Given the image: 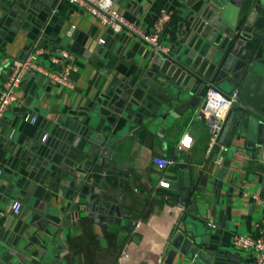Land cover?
<instances>
[{
	"label": "crops",
	"instance_id": "0c3cea01",
	"mask_svg": "<svg viewBox=\"0 0 264 264\" xmlns=\"http://www.w3.org/2000/svg\"><path fill=\"white\" fill-rule=\"evenodd\" d=\"M112 1L147 30L160 10L170 11L161 36L169 50L201 15L212 14L203 0ZM242 10L251 17L247 56L264 66V0H233L220 21L238 26ZM69 25L74 31L66 36ZM34 43L44 49L38 61L46 68L54 67L49 53L69 54L72 88L29 73L15 90L19 102L1 119L0 264H164L179 233L208 262L175 249L170 264H251L252 254L234 248L231 238L254 235L262 213L252 196L264 199V132L261 146L242 129L229 138L231 121L209 146L208 121L196 116L207 86L237 95L238 86L203 78L208 66L193 61L199 81L173 75L164 56L66 0H0V80ZM182 134L189 146L176 150ZM154 157L172 163L159 169ZM160 179L169 189L158 187ZM114 199L121 219L102 222L99 204ZM13 201L20 204L15 215Z\"/></svg>",
	"mask_w": 264,
	"mask_h": 264
},
{
	"label": "water",
	"instance_id": "95a60500",
	"mask_svg": "<svg viewBox=\"0 0 264 264\" xmlns=\"http://www.w3.org/2000/svg\"><path fill=\"white\" fill-rule=\"evenodd\" d=\"M203 1H205L204 12L210 11L212 14L206 18L201 15L204 20L199 19L187 38L173 44L168 53L162 56L171 64L173 75H179V77L187 75L199 81L192 72L195 68L191 66L193 61L200 69L208 66L202 76L203 78L208 79L210 77L211 82L224 79L231 86H238L239 110L234 109L221 127L226 131L230 122L234 121V124L229 128V138L237 135L236 132L242 129L244 130L242 136H247V139L254 141V145L261 146V135L264 132V66L255 63L247 56V50H250V42L246 36V33L249 32L246 23L250 21L251 17L242 10L243 19L241 18L238 22V26L229 25L226 28L221 23L220 18L228 12L233 0ZM224 20L228 22L225 17ZM205 21L210 23L212 28L211 26L200 25L201 22ZM216 29L226 34L223 40L219 39L220 34H217ZM182 56L184 57L181 59ZM158 62L159 59L156 63ZM213 73L216 76H212ZM199 89L201 90L202 87ZM207 121L209 125L213 123L212 118ZM129 173L132 174L130 170ZM102 203L101 201L99 205L104 207L105 212H98L95 215H98L102 222H118L122 217L118 201L114 199L109 202L105 201V204ZM182 238L183 234L181 233L173 237L171 240L172 248L169 250L164 264H170L175 249H178L182 254L186 253L192 260L196 258L208 262L206 256L201 250H198L197 244L191 237L186 235L184 239Z\"/></svg>",
	"mask_w": 264,
	"mask_h": 264
},
{
	"label": "built area",
	"instance_id": "2783aa9c",
	"mask_svg": "<svg viewBox=\"0 0 264 264\" xmlns=\"http://www.w3.org/2000/svg\"><path fill=\"white\" fill-rule=\"evenodd\" d=\"M67 2L79 7L86 14L95 17L100 24L113 33H126L131 37L137 38L143 44L147 45L152 51L166 55L169 49L161 41V36L172 19V14L168 10H160L155 16L149 30L137 25L135 22L126 19L119 14L112 0H66ZM74 31V26L69 25L65 31L66 36H71ZM98 44L104 42L103 38H98ZM44 49L34 43L31 50L21 60H11L8 66L6 76L0 80V122L12 104L18 103L15 95V90L20 81L29 73L40 74L49 83L71 89L72 83L69 78V73L73 69L70 59L71 57L65 50H59L48 54V60L54 67L46 68L39 63L38 59ZM55 66L57 68H55ZM237 90L233 89L228 94L219 92L214 86H207L202 106L196 114L199 118L208 120L213 119V123L209 125L210 137L209 146L217 142L221 125L226 111L236 103ZM25 121L33 122L34 118L29 116L24 117ZM190 139L186 134H182L175 147L180 150L182 147L189 146ZM226 151L225 148H222ZM152 163L159 169H164L172 162L161 158L154 157ZM1 176V171H0ZM158 187L169 189L170 182L167 179H160ZM164 198H167L164 196ZM255 204L261 209L262 213L255 227L254 235L235 234L231 238V243L234 248L242 252H250L252 254L251 264H264V199L252 196ZM176 202L179 206L180 199L177 197ZM20 204L18 201H13L9 206L11 214H17ZM212 226V225H211ZM125 256V254H123Z\"/></svg>",
	"mask_w": 264,
	"mask_h": 264
},
{
	"label": "trees",
	"instance_id": "16d2710c",
	"mask_svg": "<svg viewBox=\"0 0 264 264\" xmlns=\"http://www.w3.org/2000/svg\"><path fill=\"white\" fill-rule=\"evenodd\" d=\"M171 21H172V20H171ZM171 21H170V22H171ZM169 24H170V23H169ZM169 24H168V25H169Z\"/></svg>",
	"mask_w": 264,
	"mask_h": 264
}]
</instances>
